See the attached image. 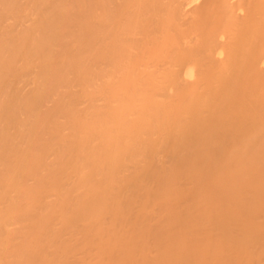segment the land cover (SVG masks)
Masks as SVG:
<instances>
[{
  "label": "bare ground",
  "instance_id": "bare-ground-1",
  "mask_svg": "<svg viewBox=\"0 0 264 264\" xmlns=\"http://www.w3.org/2000/svg\"><path fill=\"white\" fill-rule=\"evenodd\" d=\"M0 264H264V0H0Z\"/></svg>",
  "mask_w": 264,
  "mask_h": 264
}]
</instances>
